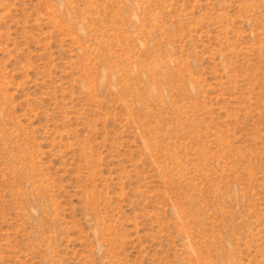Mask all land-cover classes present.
<instances>
[{
    "label": "rangeland",
    "instance_id": "374dc122",
    "mask_svg": "<svg viewBox=\"0 0 264 264\" xmlns=\"http://www.w3.org/2000/svg\"><path fill=\"white\" fill-rule=\"evenodd\" d=\"M0 264H264V0H0Z\"/></svg>",
    "mask_w": 264,
    "mask_h": 264
}]
</instances>
